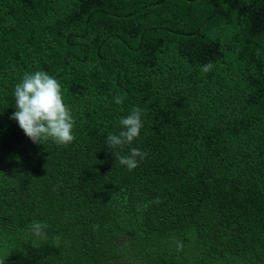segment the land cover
Returning <instances> with one entry per match:
<instances>
[{"label": "trees", "instance_id": "trees-1", "mask_svg": "<svg viewBox=\"0 0 264 264\" xmlns=\"http://www.w3.org/2000/svg\"><path fill=\"white\" fill-rule=\"evenodd\" d=\"M40 70L67 146L10 119ZM134 107L129 170L107 136ZM0 261L264 264V0H0Z\"/></svg>", "mask_w": 264, "mask_h": 264}, {"label": "clouds", "instance_id": "clouds-1", "mask_svg": "<svg viewBox=\"0 0 264 264\" xmlns=\"http://www.w3.org/2000/svg\"><path fill=\"white\" fill-rule=\"evenodd\" d=\"M211 63L203 65L200 70L207 73L212 69ZM13 96L16 111L10 119L16 121L24 134L35 144H44L51 140L59 146H67L75 139L72 134L74 118L71 109L65 104L61 84L45 71L26 72L21 81L15 85ZM121 97L115 98L116 104L122 103ZM142 110L134 107L131 113L120 119L122 130L119 134L109 133L107 149H109L121 165L129 170L138 167L146 152L130 147L127 156L120 155L125 146H130L139 137L142 128ZM159 202L158 200L156 201ZM31 234L36 237L33 246L38 247L37 240L46 238V224L33 222ZM0 264H5L0 261Z\"/></svg>", "mask_w": 264, "mask_h": 264}]
</instances>
